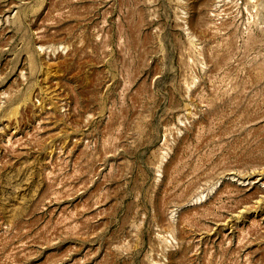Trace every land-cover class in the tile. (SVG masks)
Listing matches in <instances>:
<instances>
[{
    "label": "rangeland",
    "instance_id": "374dc122",
    "mask_svg": "<svg viewBox=\"0 0 264 264\" xmlns=\"http://www.w3.org/2000/svg\"><path fill=\"white\" fill-rule=\"evenodd\" d=\"M263 191L264 0H0V264H264Z\"/></svg>",
    "mask_w": 264,
    "mask_h": 264
},
{
    "label": "bare ground",
    "instance_id": "6f19581e",
    "mask_svg": "<svg viewBox=\"0 0 264 264\" xmlns=\"http://www.w3.org/2000/svg\"><path fill=\"white\" fill-rule=\"evenodd\" d=\"M43 109V108H42ZM17 106H15L13 109H12V115L14 114V115H16V112H17ZM9 120V119H8ZM10 122V121H9ZM15 123V122H14ZM16 124V123H15ZM14 124V125H15ZM17 125V124H16ZM7 127V126H6ZM13 127V126H12ZM14 130V129H13ZM260 192V191H259ZM262 192V191H261ZM263 193H264V191H263ZM264 198V195H262V194H257V201H260V200H262ZM252 203V202H251ZM258 203V202H257ZM209 206V205H208ZM264 206V205H263ZM204 207H205V205H204ZM209 208H210V206H209ZM261 209V208H260ZM207 211V210H206ZM233 211V210H232ZM236 215V214H235ZM261 215H262V217L261 218H264V210H262V212H261ZM182 217V216H181ZM217 217V216H216ZM219 218V217H218ZM182 219V218H181ZM214 221V220H213ZM254 224H256V223H254ZM249 225V224H248ZM252 229V228H251ZM252 231V230H251ZM249 232V231H248Z\"/></svg>",
    "mask_w": 264,
    "mask_h": 264
}]
</instances>
